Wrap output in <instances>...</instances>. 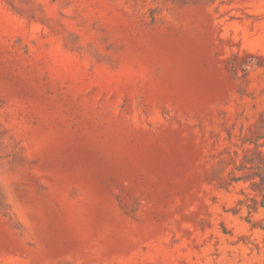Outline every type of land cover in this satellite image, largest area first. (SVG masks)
<instances>
[{
	"label": "rangeland",
	"instance_id": "374dc122",
	"mask_svg": "<svg viewBox=\"0 0 264 264\" xmlns=\"http://www.w3.org/2000/svg\"><path fill=\"white\" fill-rule=\"evenodd\" d=\"M0 264H264V0H0Z\"/></svg>",
	"mask_w": 264,
	"mask_h": 264
}]
</instances>
